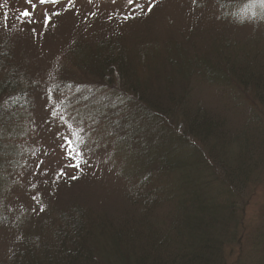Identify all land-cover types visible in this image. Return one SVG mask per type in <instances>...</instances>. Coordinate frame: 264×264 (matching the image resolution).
Segmentation results:
<instances>
[{
	"label": "trees",
	"instance_id": "obj_1",
	"mask_svg": "<svg viewBox=\"0 0 264 264\" xmlns=\"http://www.w3.org/2000/svg\"><path fill=\"white\" fill-rule=\"evenodd\" d=\"M217 1L234 19L241 18L252 4L248 0ZM108 39L97 40L91 47L76 43L70 55L76 54L78 61L93 67L92 71L104 69L111 76L110 69L117 67L130 76L132 70L123 62L124 54L121 58L114 53L120 47ZM206 39L202 42H209ZM251 43L260 47L256 40ZM235 44L226 40L221 59L214 55V59L209 58L212 63L191 58L184 51L183 55L173 50L168 56L182 78L188 79L201 69L206 78L225 89L221 95L229 98L231 107H223L215 99L226 110L224 114L210 110L207 101L193 104L185 79L168 77L161 85L163 77L158 76L144 80L143 85L138 83L140 88L122 75L135 101L123 96L119 99L124 104L119 100L114 105L112 113L117 119L120 115L125 118L115 120L119 131L111 137L103 132L105 140L95 137L102 147L88 143L87 148H79L82 154L74 157L75 166H79L74 168L87 177L83 179L87 199L58 201V193L51 195L44 189L50 184L39 182L31 201L36 205L33 214L29 213L32 210L14 214L7 202H0V234L5 236L0 238L4 243L0 264H264V229L249 231L238 206L244 178L259 183L261 176L255 174L264 171V45L255 52L249 44L236 53ZM0 50L4 51L0 57L3 70L15 72V78L0 82V101L14 92L15 99L22 98L28 91L23 73L18 74L12 65V49ZM103 104L112 106L110 101ZM232 117L238 118L235 125L230 123ZM178 121L181 129L175 126ZM109 139L119 155H125V166L129 160L134 163L124 172L112 170L117 161L112 162L116 152L110 153L105 145ZM35 152L41 157L53 156V151L41 146ZM6 155L0 151V168ZM14 155L19 164L15 183H27L21 172L25 166L31 171L35 164L30 161V151L22 155L31 162L27 165L17 160L19 153ZM157 172L168 181L158 182ZM65 175L60 178L77 180L72 179L73 174ZM148 179L152 183L148 184ZM120 180L125 185L118 211L93 204L89 190L98 186L95 183L104 186V182L117 184ZM41 207L44 215L39 212ZM235 248L240 249L237 255Z\"/></svg>",
	"mask_w": 264,
	"mask_h": 264
},
{
	"label": "rangeland",
	"instance_id": "obj_2",
	"mask_svg": "<svg viewBox=\"0 0 264 264\" xmlns=\"http://www.w3.org/2000/svg\"><path fill=\"white\" fill-rule=\"evenodd\" d=\"M151 4L155 6L149 12V0H137L131 5L127 0H92L91 3L89 0H75L74 3L60 0L55 4H40L39 0H32L31 4L26 0H0V48L12 49V65L17 67L18 74L23 73L24 89H28L23 92L24 99H15L14 92L0 101V151L7 153L4 166L0 168V192L4 197L0 196V202H7L14 214L20 210H32L30 214L36 211V205L31 201L36 196L39 182L50 184L44 189L51 195L58 193V201L78 199L85 202L88 197L85 191L88 190L83 189L86 184L83 179L87 177L82 176L81 169L74 168V157L78 155L73 149L87 148L88 143L89 146L102 147L95 142V137L105 140L103 132L111 137L112 133L119 131L115 120L125 119L122 115L117 119L112 113L114 105L119 100L123 103V96L135 101L131 99L130 89L124 85V70L111 68V76L104 69L92 71L93 67L78 61L76 54L70 55L76 43L91 47L100 39L113 36L108 41L120 47L118 53L114 51L118 57L122 58L124 54L123 62L126 61L127 69L132 70L130 76H124L133 87H140L138 83L143 85L144 80L158 76L163 77L161 85L168 77L185 79L186 87L192 91L193 104L207 101L209 109L218 115L226 110L218 106L215 99L217 103L220 101L219 105L231 107L229 98L221 95L225 89L206 78L201 69L193 71L188 79L182 78L177 71L179 67H171L169 57L174 50L183 55L186 52L187 56H194L199 61L214 59V55L219 60L226 40L229 44L230 40L236 43V53L249 44L255 52L261 50L264 45V6L258 3L247 5L243 16L234 19L219 7L217 0H151ZM25 10L32 13L31 19L20 15ZM46 16L51 17L50 24ZM126 16L129 18L125 19ZM203 38L209 42H202ZM253 40L260 42V47L252 44ZM2 52L0 50V57ZM2 66L0 82L15 78V72H6ZM114 97L115 103H112ZM105 101H110L112 106H103ZM105 107L107 111L102 112ZM100 114L101 118L96 119ZM230 120L235 125L238 118ZM179 124V121L175 122V126ZM22 137H26L25 143ZM105 145L109 146L110 153L116 152L112 159V162L117 161L112 165L114 172H124L134 164L127 160L125 166V155H119L111 139ZM40 146L53 151V156L41 157L35 152ZM24 151H30V161L35 164L31 171L25 166L21 172L27 183L16 184L15 169L19 164L14 154L19 153L17 157H21L17 160L24 165L31 163L27 155L22 156ZM102 158L100 155L99 159ZM69 164L73 166L69 167ZM64 169H68L66 173L69 175L78 176L77 180L61 179L60 172ZM154 175L158 182L168 181L160 172ZM255 175L261 176V181L256 183L251 177H245L243 198L238 203L249 231L264 229V171ZM147 183L152 181L148 179ZM95 184L98 186L89 190L93 204L102 210L118 211L125 182H104V186L99 182ZM3 237L0 234V238ZM3 244L0 241V247ZM234 251L237 255L240 249Z\"/></svg>",
	"mask_w": 264,
	"mask_h": 264
},
{
	"label": "snow or ice",
	"instance_id": "obj_3",
	"mask_svg": "<svg viewBox=\"0 0 264 264\" xmlns=\"http://www.w3.org/2000/svg\"><path fill=\"white\" fill-rule=\"evenodd\" d=\"M27 3L31 4L32 3V0H26ZM75 0H69V3H74ZM92 0H89V3H91ZM113 2H115V0H113ZM137 0H127V3L129 5L133 4V3H136ZM39 3L40 4H46V3H60V0H39ZM149 3H150V7H148V11L151 12L152 8L155 6L154 4H151V0H149ZM249 3H258L260 4L261 6H264V0H249ZM33 7H35V5H33ZM21 16H23L25 19H31L32 18V13L25 10V11H22L20 13ZM55 15H60V13H55ZM129 17H125V19H128ZM132 18H135V17H132ZM46 21L48 24L51 23V17L50 16H46ZM73 152L76 153L77 155H81L82 153L78 152L76 149H73ZM69 159H71V157H69ZM69 167H72L73 165L72 164H69L68 165ZM78 167V166H76ZM66 173H64L63 171L60 172V175L63 176L65 175ZM78 177L76 176H73L72 179H77ZM33 199H35V197H33ZM39 211H44L43 207H41L39 209Z\"/></svg>",
	"mask_w": 264,
	"mask_h": 264
}]
</instances>
